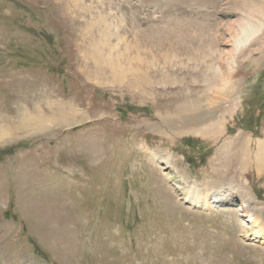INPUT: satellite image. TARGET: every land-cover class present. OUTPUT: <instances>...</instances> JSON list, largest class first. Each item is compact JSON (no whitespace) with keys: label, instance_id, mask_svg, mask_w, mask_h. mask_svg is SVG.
<instances>
[{"label":"rangeland","instance_id":"rangeland-1","mask_svg":"<svg viewBox=\"0 0 264 264\" xmlns=\"http://www.w3.org/2000/svg\"><path fill=\"white\" fill-rule=\"evenodd\" d=\"M256 217L264 0H0V264H264Z\"/></svg>","mask_w":264,"mask_h":264},{"label":"bare ground","instance_id":"bare-ground-1","mask_svg":"<svg viewBox=\"0 0 264 264\" xmlns=\"http://www.w3.org/2000/svg\"><path fill=\"white\" fill-rule=\"evenodd\" d=\"M254 31V28H253V26L252 25H250L249 23L248 24H246V26L241 30V35H242V38L244 37V41L243 42H241V41H239V44H240V48H242L243 46H245V44H246V42L247 41H249V38L252 36V34L254 33L253 32ZM240 38V37H239ZM227 90V89H226ZM225 90V91H226ZM231 92V91H230ZM226 93V92H225ZM230 94V93H229ZM224 96V95H223ZM200 113V112H199ZM197 115V117H195L194 119H193V121H196L197 123H199V122H203L204 121V116H205V113H204V116L201 114V115H198V114H196ZM206 119V118H205ZM199 121V122H198ZM206 122V121H205ZM201 124V123H200ZM167 165H169V161L166 159L165 160V164H160V165H157L156 167L159 169V170H164L166 167H167ZM158 171V170H157ZM190 197V196H189ZM186 200H188V199H186ZM189 201H191V204L193 205V206H201L202 205V202H200L199 200H198V198H196V200L194 201V200H189ZM203 206H205V204L203 205ZM239 212H241L240 213V216H245V213L243 212V210H240ZM261 218V217H260ZM254 219H256V220H254V221H252L254 224H257V230L255 231V233H254V235H261V234H264V220L262 219L261 221H258V220H260V219H258L257 217L256 218H254Z\"/></svg>","mask_w":264,"mask_h":264}]
</instances>
